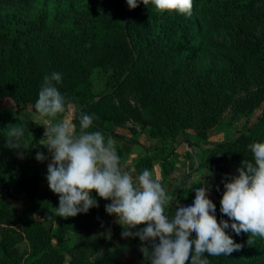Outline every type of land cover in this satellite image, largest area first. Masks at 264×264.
I'll list each match as a JSON object with an SVG mask.
<instances>
[{"label": "trees", "instance_id": "16d2710c", "mask_svg": "<svg viewBox=\"0 0 264 264\" xmlns=\"http://www.w3.org/2000/svg\"><path fill=\"white\" fill-rule=\"evenodd\" d=\"M47 1L0 0V101L30 106L39 115L34 106L44 77L61 74L56 86L74 108L78 128L83 112L94 114L90 130L106 139L119 137L114 127L129 131L133 143L144 131L162 142L132 161L137 176L158 162L162 186L175 170L179 138L190 132L187 143L203 153L196 169L207 173L196 188L207 183L217 220H228L220 212L223 181L238 174L243 160L253 159L250 144L264 143V0H193L190 17L159 12L151 3L131 10L127 0H56L53 12L37 8ZM94 74L103 80L101 94L93 90ZM220 77L250 79L254 90L221 106L215 96ZM229 105L237 116L260 114L233 138L210 143L208 132ZM10 124L22 126L24 136L46 156L42 125L18 115ZM117 152L121 162L127 159ZM47 166V160L17 161L7 147L0 108V264H110L115 255L111 237L120 233L105 211L110 201L93 192L98 207L74 218L59 217ZM11 189L23 194L22 206L13 204ZM177 192L165 205L169 218L179 206ZM226 232L242 248L228 256L205 254L210 264H264V238ZM135 247L141 242L130 237L118 254L132 257L120 262L149 264Z\"/></svg>", "mask_w": 264, "mask_h": 264}, {"label": "clouds", "instance_id": "9594fccd", "mask_svg": "<svg viewBox=\"0 0 264 264\" xmlns=\"http://www.w3.org/2000/svg\"><path fill=\"white\" fill-rule=\"evenodd\" d=\"M140 3L146 7L151 3L162 13L188 17L193 11V0H127L131 10ZM61 80L59 73L46 75L34 106L45 118V147L51 155L46 180L50 191L59 197L55 208L59 217L74 218L98 207L95 192L110 201L105 211L117 218L116 223L124 229L122 237L139 238L140 251L149 258V264H210L205 254L228 256L241 250L242 245L227 234V229L236 235L243 232L264 238V143L250 144L253 159L243 160L238 174L223 181L220 212L228 220H217L207 183L195 189L190 206L179 205L169 218L165 205L171 197L162 186V178L147 168L134 178L122 164L112 139H106L101 131L90 130L94 114L81 112L77 118L79 128L69 115L57 120L68 107L66 97L56 86ZM23 139L22 126H7L8 148L19 152L24 149ZM35 159L43 162L48 157L41 152Z\"/></svg>", "mask_w": 264, "mask_h": 264}, {"label": "rangeland", "instance_id": "374dc122", "mask_svg": "<svg viewBox=\"0 0 264 264\" xmlns=\"http://www.w3.org/2000/svg\"><path fill=\"white\" fill-rule=\"evenodd\" d=\"M58 2L56 0H50L47 2H44L42 5L41 3L37 4V8L40 10L41 8H44L46 10H51V12L54 11L53 6L54 4H57ZM217 89L215 90L216 92V102L219 105H225L228 101H231V99H236L242 95H245L248 91L254 90V84L252 80H237L233 81L230 78L227 77H220L217 82ZM191 91L193 89L189 88ZM93 90L95 94H101L104 91L103 87V80L102 78L98 77L96 74L93 76ZM0 108L5 111V126H8L13 120V118L18 115L22 120L28 121V122H33L38 125H42L45 127L44 119L40 117L37 114H34L31 111L30 106H21L19 108H16V106L9 100L5 99L0 101ZM260 114V111H257L253 114L244 116V115H239L237 116L232 112L231 106H224V111L223 115L221 117L220 123L215 126L212 130L208 132V137H209V142L210 143H219L223 142L226 140H229L236 136L240 131H242L244 128L249 127L257 118V116ZM64 115H69L72 118L74 117V108L72 106H68L66 109V112L64 114H61V116L57 117V120L61 119L62 116ZM113 130L116 131V133L119 135L117 140L112 139L115 147L117 150H122L123 153L126 155L127 159H125L122 164L125 166L126 170H128L133 177L135 178L137 175L134 172L133 169V163L132 161L135 160L136 158L144 155L145 150V144L141 143L139 140L141 135L143 137L142 132L138 133L139 137L137 136L136 139L138 140L137 143L131 142V135L129 131L127 130H118L113 127ZM190 132H186L185 135L179 138V146L177 147L176 150V156H175V171L174 173H187L191 174L194 172V169L197 168V161L200 160L201 155L203 154L202 151L197 148V147H191L190 144L187 143V140L189 138ZM47 140L44 142V146H46ZM144 144V145H143ZM22 146L24 149L19 150V152L15 149H11L13 151V156L17 158V161L19 163L23 162H28L30 165L33 164V162H40L35 159L37 153L39 152V147L37 146L36 143H31L29 141V137L24 136V139L22 140ZM153 148V147H152ZM46 157H48L47 162L48 164L51 162V155L49 152ZM192 155V158H188L186 154ZM141 154V155H140ZM190 163V166H187L185 163L186 162ZM183 167H186V170L184 172H179ZM205 171L204 169H198L197 171ZM153 171L158 174L160 177V164L156 162L153 166ZM206 172V171H205ZM186 177V176H185ZM165 180V179H164ZM187 177L184 178L183 180H176L174 182H166V189L168 190L169 188L171 190H178L181 193V197L178 200L179 205L183 206H189L187 204V201L183 199V197H192L194 198L195 196V189L198 184L195 182H186ZM186 182V184H184ZM9 187H12V184L9 182L8 183ZM186 186V188H184ZM13 197H15L14 200H12L13 204L16 206H22L23 205V194L21 192L15 193L13 189H11ZM188 192H191V196H188ZM6 196L5 191L3 192V196ZM183 195V197H182ZM170 196V195H169ZM208 198H212V194L209 191L208 193ZM110 221L111 223L115 226L118 227L120 230V234H122V231L124 230L121 225L116 223L117 218L115 216H110ZM118 235H115L111 237L114 243H117L115 239ZM122 236V235H121ZM126 238H119L117 239L118 241L120 240V243H124ZM25 248V246H23ZM126 247H122L120 249H124ZM128 251H131L130 249H127ZM143 254V253H142ZM141 254V255H142ZM130 255H128L126 252H122L120 255L117 256L118 262L122 261L123 259H130ZM146 259H149L148 257H145ZM121 263V262H120Z\"/></svg>", "mask_w": 264, "mask_h": 264}, {"label": "crops", "instance_id": "0c3cea01", "mask_svg": "<svg viewBox=\"0 0 264 264\" xmlns=\"http://www.w3.org/2000/svg\"><path fill=\"white\" fill-rule=\"evenodd\" d=\"M113 132L116 133V131H114V130H113ZM142 134H143V137L141 135L139 140L141 141V143L143 141V143L145 144V145L143 144L145 146V148H150V147L154 148V147L162 146V142L161 141H159V140H151L149 138L148 131H144V132H142ZM137 136L139 137V134ZM111 139L117 140V138H111ZM185 164L187 166H190V163L188 161ZM185 170H186V167H183L179 172H184ZM185 176L187 177V181L186 182H195V183H197V182L201 181L202 179H204L207 176V173L205 171H203V170L202 171H197V169H194V172L191 173L190 175L187 174V173H174L173 172L164 181L172 183V182H174L176 180H183L184 178H186ZM166 182H163V187L165 188V191H166L167 195L171 196L172 193L174 192V190H171L170 188L167 190L166 189ZM186 182L184 184H186ZM184 188H186V186H184ZM179 193H182V192L178 191L177 195ZM182 197H183V195H182ZM183 199H185L187 201V204L189 206L192 204V202L194 200V198H192V197H185V198L183 197ZM116 238L117 239H119V238L123 239L121 234L118 235ZM117 239H115V241H117V243H114V247H113V250H112L113 252H115V255L113 256V259H112L110 264H123V263L118 262V260H117V256L119 255L118 251L122 247H127L128 243H129V240H130V238H126L124 243H120V240L118 241ZM134 250L137 252L138 250H140V248L139 247H135Z\"/></svg>", "mask_w": 264, "mask_h": 264}, {"label": "built area", "instance_id": "2783aa9c", "mask_svg": "<svg viewBox=\"0 0 264 264\" xmlns=\"http://www.w3.org/2000/svg\"><path fill=\"white\" fill-rule=\"evenodd\" d=\"M48 152V151H47ZM48 153H46V155H47Z\"/></svg>", "mask_w": 264, "mask_h": 264}, {"label": "water", "instance_id": "95a60500", "mask_svg": "<svg viewBox=\"0 0 264 264\" xmlns=\"http://www.w3.org/2000/svg\"><path fill=\"white\" fill-rule=\"evenodd\" d=\"M142 254V253H141Z\"/></svg>", "mask_w": 264, "mask_h": 264}]
</instances>
